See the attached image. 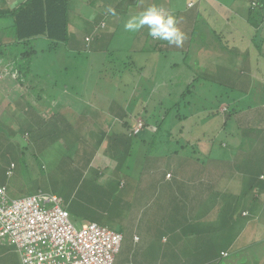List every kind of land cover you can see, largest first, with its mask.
Listing matches in <instances>:
<instances>
[{
	"label": "rangeland",
	"instance_id": "obj_1",
	"mask_svg": "<svg viewBox=\"0 0 264 264\" xmlns=\"http://www.w3.org/2000/svg\"><path fill=\"white\" fill-rule=\"evenodd\" d=\"M223 1L224 2L219 1V3H214L212 5L210 10L211 15L213 16L212 19L207 17L205 21L202 17H199L196 25L197 30H195L192 34L191 40L189 39V28L191 27V24H187V31H183L186 39L184 40L182 47H176L175 45L160 42L159 46L162 49L161 51H152L151 49L149 52L143 51V53L137 52L134 54V56L140 59V61L144 60V62H142L143 69L141 72V78L139 79V84H137L136 89L129 94L130 98L133 97L136 99V102L134 104L130 103L129 106L128 100L125 104L128 116L130 119L131 116H133V120L135 121L134 124L136 125L141 121H143L144 124H151L152 119L156 116V120H158V122L161 121V123H163L162 127L165 129H169L171 124H173L174 127L184 125L185 130H188L191 135H194L190 137H182L181 140H183L185 147L189 150L185 151L188 153L194 151L198 154V156H195V158L198 159L195 160L194 163L202 169H211L212 171L204 175L205 178L204 180L202 178L201 182L196 181V179L189 180L194 181L193 184H195V186H202L201 190L194 195L195 199L200 202V209L197 208V210H194L192 215L199 218L197 211L202 214H208V212H211L208 207L213 206V213L211 216L208 215L210 216L208 219L196 218L200 228L199 230L196 229V232L198 235H202L204 233L209 235L211 238L210 244H213L218 248L219 246L226 247L228 241L231 240L232 236L237 234L241 228L239 224L232 226V222L230 224L229 222H225L227 219L223 221L224 224H218L219 218H217V216L219 211V200L217 201V199H214V194L211 191H203L205 189V183H213L214 186L209 185L207 188L212 191L216 189L215 191L219 192L223 187L221 180L234 175V172L232 173L225 170L223 172L224 174L216 182L212 181L214 179L213 175L217 169L219 170L224 167L228 169V163H230V165H239V167L243 168L245 167L246 171L241 174L246 172L251 174L257 167L259 170L264 168L262 162L257 163L251 159L252 157L248 156L249 154L247 153L253 146L264 143V111L262 109L264 108V63L257 61V51L253 45H250L249 50L245 51L238 46L240 42L235 39L233 40L236 41L233 45L235 47L231 48L223 47L219 44V42L217 43L212 41L214 33L207 24L213 25L219 29V25H221V16L223 18L227 16V14L222 11L221 5L231 6L235 4V0ZM239 1L245 3L247 2V0ZM241 2H237V5H241ZM252 5L254 4L252 3ZM188 6H192V3H189ZM227 11L228 13L230 11L228 7ZM79 12L82 13V17L76 19L77 22L74 24L77 31L73 32L71 28L69 29L71 41L68 45H62L60 47L59 50L62 49L63 57L60 56L59 59H65L66 62L76 70L80 64L85 62L86 56H88L87 63L81 65L80 67H86V65H88L89 69L91 68V73L97 69L96 73L104 77L102 80L103 87L98 88L96 84H93L95 82L89 83V86H86L84 81L81 83L77 82L78 88L81 87L79 94H84V100H81L83 97L77 96L78 94L74 91H72L73 94H67L66 92L63 94L61 93V95L57 96V98H60L61 96V98L66 101H68L70 97L77 101L81 100V104L79 106H77L76 103L71 105L75 111H86L81 107H86L88 110L98 107V110H104V113H101V115L106 118V114L109 113L107 109H110V105H113L112 108L115 107L114 104L110 103L109 94L113 92V89L109 87L110 76L107 72L108 69H112L111 67L113 64L109 63L108 65V60L107 58H104L103 55L96 56V54L94 55V53L91 54L88 52L90 50V43L92 42L91 45H93L94 42L93 39L87 35L92 34L94 28L96 27L93 23L97 19V13L94 10H90V8L81 9ZM237 12V9H232V14L239 15ZM215 13L220 16H214ZM243 19H241V26L236 25L237 28H241L240 31L245 30ZM119 20L120 18H118L115 22L117 23ZM231 20L238 23L235 16H232ZM108 21V26L104 29L113 33L116 36V39L121 41V47L118 50L119 54L131 56V50L127 49L122 41V37L124 40L127 36H131V32L125 31L121 20L119 21L118 27L109 26ZM100 25L103 26L102 23ZM115 25L117 24H114V26ZM136 33H138V31L132 34V38L137 35ZM146 34H148V29L145 26L139 30L140 38L135 40L132 39V43L136 44L139 42L135 48L141 49V43L144 42ZM240 34L242 37L245 36L244 32L243 34ZM108 38L109 36L107 35L105 39L108 40ZM258 39L261 40L259 47L260 52L264 55V31L261 29ZM203 40H205L204 46ZM84 41L87 44H84ZM98 41L102 42L105 40L98 39ZM145 41H148V43L153 46L159 42V40L153 39L149 35ZM78 46L80 47L78 48ZM65 52H67L66 56H64ZM245 52H249V58L246 56L247 54ZM173 62L182 64L179 66L180 73L175 74V76L168 75L172 71V67L170 65ZM186 63L191 65L190 70L194 71L192 77H195L194 79L197 80L199 86L196 87V91L185 95L182 99L179 97V94L182 93V90L189 83L188 81H192V79H187V81H185L184 72L189 73V66H187ZM104 65H107L108 67L104 68L105 71L99 74L98 71H103ZM4 67L5 65L2 68L0 67L1 70L4 69ZM1 70L0 78H2V74H4ZM10 75L14 80L8 82L6 87L0 86V116L3 112H8L10 114H6V116H10L8 117V120L3 118L1 119L0 117V184L5 185L7 194L10 198L27 196L38 192L39 190L47 193H55L56 195H60L66 199L73 194L76 198V192L82 190L87 185V176H83L85 167L89 164L90 170L95 173L96 170L94 166L95 164H98V162L88 163L87 161H83L84 163H82L81 161H78L76 158L79 156L89 157V151L87 150L85 153H77L76 151L82 149L83 146L78 144L74 145V140L54 139L55 136L58 138L59 131H57V129L53 126H48L46 129L41 128V130L31 136L28 134L25 135L27 140L24 141H21L20 130L18 132L14 130L16 135L11 134L10 131L4 127L5 125H15L16 121H21L24 115L29 117H35L37 115V113L33 111L30 106L35 105L37 109H44L45 111H48V109L45 104H41L39 101H36L34 95L32 96V93L26 89L27 87L22 85H27V80L23 74L20 76L19 72L13 70ZM89 75L90 77H94L96 74L92 73ZM125 76L131 77V73L129 72V74H126ZM173 77L175 78L173 79ZM19 82H22V84H19ZM145 86L148 90L144 89ZM224 86H228V88ZM89 87H92L96 92H93V94L91 88V91L86 93ZM155 91H158L155 94L156 96H153L154 98L150 97L155 93ZM170 93H172V96ZM222 93H227V97L224 100L228 101L229 99H236L232 105H236L237 110H241V116L247 115L249 117L247 122L251 123L250 126L246 128L241 126V129H239L237 125H242L241 120L237 118L236 120L238 121L235 122L234 119H228V122L225 124L226 128L221 130L223 127L221 120L226 118L225 113L222 114L226 103H219L216 95H220ZM41 94V100L46 102V90ZM147 98L150 102H146ZM55 101V99H52L51 102L54 104ZM172 103H175L173 110L172 106H170ZM165 111L168 113L166 114V117L162 118ZM254 111H256V113ZM212 112L215 114H212ZM217 112H220V114L218 113L217 115ZM177 114L180 115L177 116ZM86 118L88 120L91 119L90 117ZM107 120L109 121V119ZM110 120L114 121V119ZM106 125H109L107 121ZM152 127H155L154 123L152 124ZM152 127L147 126L141 130L140 134L142 136L144 134V136H147L145 140H129L127 143L126 147L131 155L127 162L129 166L134 164L133 167L135 168V165H137L135 161L137 162L139 156L140 158L145 157V155L141 154L153 153L152 149H154L156 144H151V140L154 139L149 137L156 132H153L154 129ZM117 128L121 129L120 126H117ZM84 148L86 149L87 147L85 146ZM92 149L93 147L91 145L89 150ZM165 149L166 148H164L163 154H169L168 157H170V150ZM232 150H236V152L233 154ZM241 151H246L243 157L238 155V157L234 159V157ZM112 153L113 152L110 151L106 158L110 160L109 163L113 164L112 160L115 154L112 155ZM224 153H228V155H224ZM262 153H264V151ZM161 156L163 155L158 157ZM188 156L190 157V154ZM115 157L122 160V157L118 154L115 155ZM126 159L127 157L125 160ZM131 159H134V161ZM117 161L118 160L115 162ZM10 163H14V167L12 168V173L7 176L5 169ZM86 164L87 166H85ZM180 165L184 169L183 161L180 162ZM108 171H111L110 174H106ZM104 175L108 177L110 176L111 178H107L108 180L103 179L107 184L104 188H102V197L107 199L108 202L110 200L111 205L120 203L119 206L121 211L114 210L113 214L102 213L98 218L93 219H84L82 214L77 220L78 223H86L87 221L92 220L102 224L111 225L112 227L115 226V228L122 231L123 241L118 253L115 255L116 264H128L131 256L135 254L131 251V245L138 247L142 244L141 242H143V239L147 240L148 238H151V243L146 246V248H143L144 250L137 249L140 256H136L139 261L138 264H150L148 259H152L154 254L156 256L155 251L157 250V247L154 246L153 242L157 233L159 231H163L164 233L167 232L170 227H174V223L177 220H188L191 222L190 218L188 219L182 211L175 212L179 210H172L169 207H167L168 209H163L161 204L168 201L166 200L167 196L164 193L153 194L154 196H151L152 199L148 203V209L138 210V195H136L132 200L127 198L126 193L123 195L122 193L117 194L120 188L117 187V183H114L115 178L117 177L116 168L112 167L107 169L104 171ZM122 175L126 176V172L122 173ZM235 175L238 176V171H235ZM106 176L103 177L106 178ZM137 177L138 175H135V179ZM98 178L99 177L96 179ZM129 178H131V173ZM186 178L187 177L184 175V182H186ZM239 178L246 180L248 179V176H239ZM241 179L239 180L241 181ZM203 181H205V183ZM85 189L86 188H84V190ZM219 194L220 196L223 195V193ZM169 195L172 196V194ZM195 199L192 198V201ZM221 199L223 207L228 208L225 207L228 204L226 202V198L223 197ZM127 202H129V204ZM92 203L93 202H91V204ZM95 209L96 208L92 210L94 211ZM228 209L229 211H227V215L232 212V208ZM132 211H134L135 216L132 215ZM188 213L191 218H195L191 215V210L188 211ZM220 213L221 210L219 214ZM188 224L189 223L187 222L181 223L182 228L184 229V234L176 235L177 239L181 237L182 240H176L177 244L169 247L171 256H180L179 258L183 257L190 259V255L194 252L195 247L198 245L196 240L199 236L192 232L195 228L184 227L188 226ZM77 226H79V224H77ZM263 232L264 231H260L259 233ZM133 233L136 234L132 236ZM172 238H174V236H172ZM132 240L134 244H132ZM2 250L6 251V249L0 247V251ZM6 254L7 255L4 256L5 260L3 263L21 264L18 253L15 252L14 256H8L12 255V251L8 250ZM248 254L246 256H248ZM242 255H244V253H242ZM249 258L252 259V257ZM234 259L235 258L231 256L224 257L213 264H230L234 263ZM248 260L249 259H247L245 263L243 262L241 264H261L262 262L260 260L253 261L254 258L251 263L248 262ZM159 262H161V260Z\"/></svg>",
	"mask_w": 264,
	"mask_h": 264
},
{
	"label": "trees",
	"instance_id": "obj_2",
	"mask_svg": "<svg viewBox=\"0 0 264 264\" xmlns=\"http://www.w3.org/2000/svg\"><path fill=\"white\" fill-rule=\"evenodd\" d=\"M68 2L69 0H23L20 3V5H18L13 9L0 10V18L10 17L12 19L11 20L12 23L10 24L8 29L9 31L3 32L2 33L3 36L0 35V56L2 59V63L0 64V67L2 68L5 65L4 69L1 70L0 68V70L4 72V74H2L3 75L2 78H0V83L5 78L6 75H10L13 70H16L17 72H19L20 76H22L23 74L27 80L26 86L22 84V82H19V84H22L24 87H27L26 89H28L32 93V96L34 95L36 101H39L41 104H45V106H47L48 109V111H45L44 109L40 110L37 109L35 105H32L30 106L31 109L37 113L35 117L33 116L29 117L27 115L22 114L24 116L21 119V121L19 120L16 121L15 125L4 126L13 135L14 134L16 135L14 130L16 132L20 130L21 141L27 140L25 135L27 134L29 136L34 135L39 130H41V128L46 129L48 126L49 127L53 126L57 129V131H59L58 138L56 136L54 138L59 140H79V136L81 132H85V135L87 136L88 140H95L98 135L96 124L93 125L91 123L89 124L90 121L86 119L87 112L75 111V109L71 105L73 103H76V105L79 106L81 104V100H84L83 97L84 94L83 93L79 94L81 87L78 88L77 82L81 83L82 81H84L86 83V86H89L88 85L89 83L95 82L93 84L94 85L96 84L98 88H101L103 87L102 80L104 79V77L96 73L97 69L92 71V73L93 74L95 73L96 75L94 77H90L89 74H92L91 68L89 69L88 65H86V67H80L81 65L87 63L88 56H86L85 62L80 64L76 70L72 68L71 65L67 63L65 59L63 60L59 59L60 56L63 57L62 49L59 50L60 47L62 45L64 46L68 45L71 41L69 34V29H70L69 23L71 19L75 20L82 17V15L80 14H76L75 16L70 17ZM179 3L180 0H170V1L167 0L166 4H169L167 5L168 9L175 8L176 11H174L175 14H173L170 11H166V12L168 14L173 15L176 18L178 22V26L182 30L181 24L183 25V20L181 18L183 13L178 8ZM252 3L254 5H252ZM246 4L247 5L245 9L241 5L236 6V8L234 7V9L232 8L233 10L237 9L238 10L237 13L239 15L237 14L234 15L232 13H229V15L225 16V18L221 16L220 18L221 25H219V30H220L219 34L214 32L212 41L217 43L219 42V44L222 45L223 47L231 48V47H235L233 46L234 43L236 42L233 41L235 39L240 42L238 46L245 51H248L250 45H253L257 51V55H256L257 61L264 63V55H262L259 48L261 44V40L258 39L260 29L264 31V0H247ZM232 16L233 17L235 16L238 23L233 22L231 20ZM241 19H243L245 26V30L243 31H240L241 28L239 29L236 26V25L241 26ZM126 20H127L126 18L121 20L123 22V27H124V22ZM102 24L104 28L105 24L104 23ZM100 26L101 25L98 24V26L94 28V32L92 34L87 35L90 36L94 42L93 45H91L92 42L90 43L89 46L90 50L88 52H90L91 54L94 53V55L96 54V56L103 55L104 58H107L108 65L109 63L113 64L111 67L112 69H108L107 72L110 76L109 87L113 89V92L109 94L110 96L109 98L111 101L110 103L114 104L115 107L112 108L113 105H110V109H107L109 113H107L105 116L106 117L105 120L108 122L109 126H114L115 128H117V126H120L121 128V129L117 128V130L118 131L120 130V132H115L118 133V136L116 135H115L116 137L113 136L114 137L113 140L115 139L124 140L125 145H127L129 140L140 139L141 129L146 128L147 126L152 127L153 123L155 125V127H152L154 129L153 132L156 133L152 134L149 137L151 139H154L153 141H155L156 139L175 140L176 137L178 138L183 136L186 137L188 134H190L188 130H185L184 125H180L179 127L178 126L174 127V125L171 124L169 129H165L164 127H162L163 123H161V121L158 122V120H156L157 119L156 116L155 117L153 116L154 119H152L151 124L143 123V125L140 127V130L137 133H133L132 127L135 121L133 120V116H131V119L128 116L125 104L128 100H129V106L130 103L134 104L136 102V99L133 97L130 98L129 94L132 91H134V89H136L137 87V84H139V79L141 78V72L143 69L142 62H144L143 59H142L143 61H140V59L136 58L134 54H136L137 52L143 53V51L149 52L151 51V49L152 51H161L162 49L160 48L159 43L160 42L167 43V42L159 40V42L153 46L152 44H149L148 41H145L148 38V34H146L145 40L144 42H142L143 46L141 47V49H137L135 48V46H137L139 42L136 44L132 43V39L135 40L140 38L139 31L138 33H136L137 35L134 38H132L133 32H131V36H127L126 38H124V40L122 37V41L124 42L126 48L131 50V56L129 55L125 56L119 54L118 52V50L121 47L120 44L121 41L117 40L116 36L111 32L96 31L98 28L100 29ZM239 32L242 34L244 32L245 36L242 37V35ZM107 35L109 36L108 40L105 39ZM98 39H104L105 41L99 42ZM84 44L87 43H85L84 41ZM79 47L80 46H78V48ZM66 53L67 52H65L64 56H66ZM245 53L247 54L246 56L249 58L248 55L249 52L248 53L245 52ZM9 59L11 61H9ZM181 65L182 64L173 62L170 65L172 67V71L168 75L175 76V74L177 73L179 74L180 73L179 66ZM186 65L189 66L188 67L189 73L184 72L185 81H187V79L188 80L192 79V81H188L189 83L182 90V93L179 94V97L182 99L184 98L185 95L196 91L197 90L196 87L199 86L197 80L194 79L195 77H192L194 71L190 70L191 65L187 63ZM107 67H108L107 65H104L103 71L102 70L98 71L99 74L104 72L105 71L104 68ZM129 72L131 73V77H126L125 75L129 74ZM8 77L12 78L11 75ZM174 78L175 77H173V79ZM4 83L6 84L8 82H4ZM146 86L144 87V89L148 90ZM92 87H89L86 93L91 91ZM224 87L228 88V86H224ZM45 90L47 94V101L43 102L41 100L42 98L41 93H43V91ZM72 91L78 94L77 96L83 98L80 101L74 100L71 97L68 99V101L62 99L61 96L60 98H57V96L61 95V93L63 94L64 92H66L67 94H73ZM93 92L96 91L92 88V93ZM157 92L158 91H155V93L150 97L154 98L153 96H156L155 94ZM170 95L172 96V93H170ZM226 97H227V93L216 95V98L218 99L219 103L221 102L226 103L225 104L226 106L224 107V111L222 112V114L225 113V117H226L223 120H221L224 125L222 129L226 128L225 124L228 122L227 121L228 119H234L236 122V119L238 118L237 114L241 112V110H237L236 105L235 106L234 104L232 105V103L236 101V99L233 98L227 101L224 100ZM52 99L56 100L54 104L51 102ZM146 102H150L148 98L146 99ZM170 106H172V110H173L175 103H172ZM220 112H217V115L218 113L220 114ZM167 113H168L167 111L164 112L165 117ZM6 114L7 113L3 112L2 115L0 116L1 119L3 118L8 120V117H10L8 115L10 114L8 113L7 116ZM212 114L215 113L212 112ZM178 115L180 114H177V116ZM107 119H109V121ZM110 119H114V121H111ZM60 131L62 132V134ZM107 132L112 134L109 128L106 129L103 128L101 131V135L103 136L107 135ZM111 134H108L109 138ZM109 138H107V140H110ZM143 138H141L140 140H143ZM98 140H101V137ZM10 164L7 166V168L10 166ZM7 168L5 169V171L7 170ZM227 168L229 172L232 173L234 172V175L229 177H231L234 180L237 179V181H239L240 179L239 178L240 174L246 171L245 167L243 168V167H239V165H230V163L227 164ZM224 171H225V167L219 169L218 172L214 173L213 180L217 181L219 178H221V176L224 174L223 173ZM235 171H238V176L235 175ZM0 185L5 186L4 184H0ZM250 187H253L251 181L249 182L248 187H246V185H243V187L239 188L238 190H240V192H233L228 194L223 190V188H221L220 191L217 192V194L213 195L215 200L216 199L217 201L219 200L218 202L219 211L217 216V218H219L218 224L220 223L224 224L223 221L227 219L225 222H229V224L232 222L231 225L232 226L235 225V220L237 217L235 213L236 211H238V209H240L241 205H243V201L245 199H248L247 196L250 195L248 189ZM92 190L94 189H89V190L87 189L86 191L83 188L82 190L76 192L77 195L76 198H74L73 194H71L70 197L67 199L59 195L63 199V206L68 210L70 217L72 216L71 219L73 218L75 220L74 221L72 219L74 222H77L78 218L82 214L84 219L86 218L93 219L94 218L93 214H96L95 212L96 209L94 211L92 209H94L95 207H97L102 213H106V214L107 213L113 214L114 210L121 211L119 206L120 203H117L116 205H111L110 200L108 202L107 199H104L102 197V194L100 195L98 194V192ZM219 193H223V195L220 196ZM123 194L124 193L122 192V195ZM223 197L226 198V202L228 203V204L226 203L227 205L225 207L232 208V212L228 215H227V211H229V209L224 208L223 203H221L222 202L221 198ZM91 202L93 203L91 204ZM127 203L129 204V202ZM243 207L246 208L247 205L244 204ZM223 209H224V213H223ZM220 210L221 213L219 214ZM246 214L248 213L245 211L242 212L241 215L242 216L244 215V217H248V215ZM91 221L92 220L88 222ZM181 223L176 224V226H180L179 224ZM108 226L111 229L119 233H122V231L119 230L118 228H115V226L113 227L111 225ZM184 227L195 228V230H193L192 232L196 234H197L196 229L197 230L200 229L198 222H191L190 224H188V226H184ZM169 231L165 233L163 231L162 232L159 231L155 236L153 243L154 246L157 247V250L155 251L156 256L153 253L154 256H152V259H148V261H150V264H159V263L160 264L161 263L162 264H169V263L207 264L208 261L210 260V257H213L212 254L217 249L223 247V246H219L218 248L213 244H210L211 238L209 235H206L205 233L202 235L197 234V236H199L200 238L197 237L196 242L198 243V245L195 247L194 252L190 255L191 257L190 259H186L183 257L179 258L180 256H171L170 250L168 249L170 246L177 244L176 235L178 234V232L176 233L174 232V234L170 235L168 234ZM183 234L184 231L182 228L181 235ZM172 236H174V238H172ZM163 239H165V241H163ZM151 240H152L151 238H148L147 240L143 239L142 240L143 242H141L142 244L139 245L137 248L144 250L143 248H146V246H148L151 243ZM177 241H181V239ZM0 245L7 246V244H0ZM12 247L15 248L14 246ZM138 252L139 251H136V254L131 256L130 258L131 261L133 260L138 261L136 258V256H140ZM160 260L161 262H159ZM261 264H264V258Z\"/></svg>",
	"mask_w": 264,
	"mask_h": 264
},
{
	"label": "crops",
	"instance_id": "obj_3",
	"mask_svg": "<svg viewBox=\"0 0 264 264\" xmlns=\"http://www.w3.org/2000/svg\"><path fill=\"white\" fill-rule=\"evenodd\" d=\"M23 0H0V10L1 9H13L20 5V3ZM167 0H69L68 2V7H69V12H70V17L75 16L76 14L82 15L79 10L85 9V8H90V10H94L97 13V19L93 23V25L98 26V24L104 23L105 27H107V21L109 23V26L116 27L119 24V21L126 18L128 19L129 17L133 15H137L139 13H142L145 9H147L149 6L155 4L161 9L165 11H170L173 14L176 9H168L169 4H166ZM170 1V0H169ZM224 2L223 0H180V3L178 4V8L182 11V20H183V25L181 24L182 31H187L186 26L187 24H191V27L189 28V36L190 40L192 37V34L197 30L196 25L199 17H202L203 20L206 21L207 17H210L211 19L213 16L210 13L211 7L214 3H219ZM136 2V4H135ZM237 2H241L239 0H235V4L231 6H222V11L229 15V13H232V8H236ZM189 3H192V6H188ZM245 2H241V6L245 9L246 7ZM109 7L114 8L116 14L112 15L108 9ZM227 7L230 10L229 13L227 11ZM180 15V13H179ZM220 16L219 14H214V16ZM178 16V13H177ZM120 18V20L116 23L115 21ZM12 19L9 17H1L0 18V34L3 32L9 31V26L12 23ZM77 20L71 19L69 23V28H71L72 31L76 32L77 28L75 27V23ZM114 24H117L114 26ZM208 27L212 30L214 33H218L220 31L213 25L207 24ZM103 26H100V29L98 28L96 31H105L107 32ZM205 29V28H204ZM95 31V32H96ZM94 32V31H93ZM205 40H203V46H204ZM2 44V43H1ZM141 46H143V43H141ZM136 47V46H135ZM9 61H11L9 59ZM2 63V59H0V64ZM8 63V62H7ZM162 75V74H161ZM160 75V76H161ZM10 75H6L5 78L1 81L0 86H7V83L5 84L4 82H9L13 81L14 79L8 77ZM165 76V74H164ZM163 76V78H164ZM5 91V90H4ZM87 113L86 117H90L91 119L89 120L92 125L96 124L97 126V132L98 135L95 140H88L87 136L85 135V132L80 133V140H74V145H81L83 146L82 149L79 151H76L77 153H85L87 150L89 151V157L85 156H79L76 159L78 161H87L88 163L90 162H98V164H95V173L90 170L89 164L85 166V170L83 172V176H87V185L84 188L89 189H94L98 191V194L101 195L102 193V188L107 184L104 182L103 179L108 180L107 178H111L110 176L104 175V171H106L109 168H116L117 171V177L115 178V182L117 183V187L120 188L119 193H126V196L128 199H132L138 195L139 196V204H138V210H147L148 209V203L152 199V195L156 193H164L166 194V200L170 201H165V203H162L161 206L163 209H168L167 207L171 208L172 210H179L175 212H181L185 213V215L190 218L191 222H198L197 219H208L212 215V210L213 206H209L208 208L210 209L211 212H208V214H202L201 212L197 211V215H199V218L192 215L194 213V210L200 209V202H198L195 199V194L201 190V185L195 186L194 181H189L196 179V181L201 182L202 178L204 180V175L207 173L211 172V169H202L201 167L197 166L196 163H194L195 160L198 158H195V156H198L194 151H191L188 153L187 151L188 148L185 147V144L183 143L182 137H176L175 140H151V144H156L154 149H152L153 153H146V154H141L145 155L143 158L137 159V162L135 163V168L133 167L134 164L131 166L128 165V158L131 157L128 148L126 147L124 140H113V136H118L119 132L117 128L114 126L108 127L109 125H106V120L104 117H102L101 113H104V110H98V107L95 109L88 110L86 107H83ZM264 111V108H262ZM92 111V112H91ZM91 112V113H89ZM256 113V111H254ZM8 113V112H6ZM242 112H239L237 114V117L239 120H241L242 125H237L239 129H241V126L243 128H246L251 125V123L247 122L249 117L247 115L241 116ZM260 113V110H259ZM90 114V115H89ZM163 116L162 118H164ZM87 119V118H86ZM264 119V117H263ZM82 121V120H81ZM238 121V120H236ZM264 125V124H263ZM224 126V125H223ZM103 128H109L112 132L108 133L107 135H101V131ZM115 128V129H114ZM264 129V127H263ZM223 130V129H221ZM105 133V132H104ZM110 135V138L108 137ZM145 135V134H144ZM142 136L140 134V139L145 138L147 136ZM115 136V137H116ZM188 137L194 136L191 134L187 135ZM101 137V140H98ZM109 138L110 140H107ZM112 139V140H111ZM187 140V139H186ZM189 140V139H188ZM192 140V139H190ZM196 140V139H195ZM260 140V139H258ZM91 145L93 147L92 150H89L91 148ZM187 145V144H186ZM87 147L86 149L84 147ZM232 146V145H231ZM164 148L170 150V157H168L167 154L164 153ZM165 149V150H166ZM187 150V151H185ZM112 151V155H119L122 157L121 159H117V157H113V164L109 163L110 160L107 159L106 157L108 156V153ZM233 154L236 152V150H232ZM264 143H260L258 145L253 146L250 148V150L247 152L250 156L252 157L254 161L262 162V165H264ZM246 151H241L239 152L234 159L238 157H243ZM246 153V156H247ZM190 154V157L188 156ZM228 155V153H224V155ZM160 155H163L161 157H158ZM127 159L125 160V158ZM118 160L117 162H115ZM134 161V159H131ZM183 161L184 163V169L181 167L180 162ZM141 162V163H139ZM261 165V166H262ZM77 167V166H76ZM225 170L229 171L228 169L225 168ZM111 171H108L106 174H110ZM126 172V176L122 175V173ZM218 171H215V173ZM245 172V171H244ZM131 173V178H129ZM170 174L169 176H167ZM135 175H138V177L135 179ZM187 177L184 182L183 177ZM103 176H106L104 178ZM240 176H248V179H241V181H237V179H232L231 177H228L226 179L221 180L223 183V190L225 192L233 193V192H240L238 190L239 188L243 187V185H246L248 187L249 182L251 181L253 184V187H250L249 193L250 195L247 196L248 199H245L243 201V205H247V209L241 205L240 209L236 211V217L235 220V225L239 224L240 225V230L238 231L237 234H234L231 238V240L228 241L226 247H222L217 249L212 256L210 257V260L208 261L207 264H213L220 260L221 258H224L221 256V252H227L228 256L226 257H234L235 261L234 263L230 264H241L245 263L247 259L248 262L251 263L252 259L254 258L253 261L260 260L262 261L264 258V232L259 233L260 231H264V214H263V208H264V168L260 169L257 167L254 172L251 174H248L247 172L244 174H240ZM99 177L98 179H96ZM103 180V181H102ZM213 182H216L215 180H212ZM205 183V181H203ZM204 185L205 189L203 191H211L214 195L217 194V191H212L209 190L207 187L209 185L214 186L213 183L207 182ZM87 189H85L87 191ZM138 190V191H137ZM95 191V192H96ZM149 194V197H148ZM169 194H172L169 195ZM153 195V196H154ZM75 198V196H74ZM192 198L195 200L192 201ZM92 199V197H91ZM90 199V200H91ZM96 214H93L94 218H98L102 212L95 207ZM135 208V207H134ZM191 210V215L195 218H191L189 216L188 211ZM247 212L248 217L242 216V212ZM101 212V213H100ZM240 214V215H238ZM132 215L135 216L134 211H132ZM202 215V216H201ZM210 215V216H208ZM235 216V215H234ZM197 218V219H196ZM234 220V218H233ZM78 222V221H77ZM75 224H83L82 223H77ZM81 222V221H80ZM88 222V221H87ZM86 222V223H87ZM92 222H97V221H92ZM179 222H187L191 223L188 220L185 221H180L177 220L174 223V227H170L168 229L171 230L168 232V234H174V232H178V235H181V230H182V225L179 224L180 226H176ZM99 223V222H97ZM102 224V223H99ZM108 226V224H102ZM184 231V229H183ZM208 233V232H207ZM122 234V233H121ZM136 233H133L132 236H134ZM123 235V234H122ZM182 240L180 237L177 240ZM165 241V239H163ZM132 244H134L132 240ZM1 248L6 249V251H0V264H5L3 261L5 260L4 256L7 255V251H12V255L8 256H14V253L19 252L15 250L11 245H0ZM137 247L134 245H131V251H133V254H136ZM169 250V249H168ZM244 253V255H242ZM249 253V254H248ZM248 254V256H246ZM20 257V254H19ZM249 257H252L250 259ZM9 263V262H8ZM21 263V261H20ZM139 261H131L129 260L128 264H138ZM7 264V263H6ZM22 264V263H21ZM160 264V263H159ZM162 264V263H161Z\"/></svg>",
	"mask_w": 264,
	"mask_h": 264
},
{
	"label": "built area",
	"instance_id": "obj_4",
	"mask_svg": "<svg viewBox=\"0 0 264 264\" xmlns=\"http://www.w3.org/2000/svg\"><path fill=\"white\" fill-rule=\"evenodd\" d=\"M137 125L133 133L141 122ZM13 167L11 163L7 176ZM122 241L123 235L109 226L97 222L77 226L62 198L53 193L10 198L0 185V244L14 246L22 264H116Z\"/></svg>",
	"mask_w": 264,
	"mask_h": 264
},
{
	"label": "clouds",
	"instance_id": "obj_5",
	"mask_svg": "<svg viewBox=\"0 0 264 264\" xmlns=\"http://www.w3.org/2000/svg\"><path fill=\"white\" fill-rule=\"evenodd\" d=\"M108 11L112 15L116 14L114 8L109 7ZM145 26L148 29L149 36H151L153 39L166 41L169 45L182 47L184 40L186 39L185 33L178 26L176 18L155 4L149 6L142 13L129 17L124 22L125 31L133 33L139 31ZM142 125L143 121H141V126ZM135 126L136 124L133 125L132 131L134 130ZM226 256H228V253Z\"/></svg>",
	"mask_w": 264,
	"mask_h": 264
}]
</instances>
